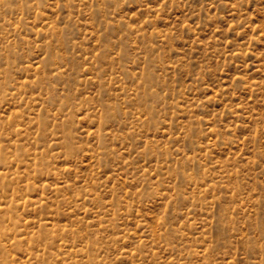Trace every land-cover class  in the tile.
I'll return each instance as SVG.
<instances>
[{
    "label": "rangeland",
    "instance_id": "374dc122",
    "mask_svg": "<svg viewBox=\"0 0 264 264\" xmlns=\"http://www.w3.org/2000/svg\"><path fill=\"white\" fill-rule=\"evenodd\" d=\"M0 216V264H264V0H0Z\"/></svg>",
    "mask_w": 264,
    "mask_h": 264
},
{
    "label": "bare ground",
    "instance_id": "6f19581e",
    "mask_svg": "<svg viewBox=\"0 0 264 264\" xmlns=\"http://www.w3.org/2000/svg\"><path fill=\"white\" fill-rule=\"evenodd\" d=\"M1 216H0V221H1ZM5 232H6V230H5V228H4V226H2V224L0 223V234H5ZM45 233V232H44ZM33 239V241H34V238H32ZM23 242H22V240L21 239H18L17 241H15L14 242V244H16V245H19V247L21 246V244H22ZM2 250H4V248H1ZM47 262V261H46ZM2 264H6V261H2Z\"/></svg>",
    "mask_w": 264,
    "mask_h": 264
}]
</instances>
